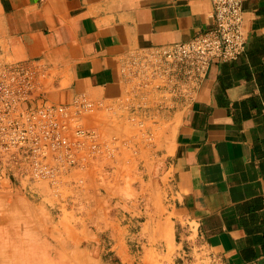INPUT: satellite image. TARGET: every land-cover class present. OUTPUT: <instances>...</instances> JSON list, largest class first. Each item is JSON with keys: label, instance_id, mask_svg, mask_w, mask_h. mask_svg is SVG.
Here are the masks:
<instances>
[{"label": "crops", "instance_id": "0c3cea01", "mask_svg": "<svg viewBox=\"0 0 264 264\" xmlns=\"http://www.w3.org/2000/svg\"><path fill=\"white\" fill-rule=\"evenodd\" d=\"M243 16L244 50L210 64L190 108L147 110L160 115L150 147L158 140L157 156L169 164L172 218L182 237L194 235L189 243H201L219 264H264V0H244ZM211 26L210 0H0V58L38 60L51 102L84 92L117 104L120 64L133 51L188 40ZM107 114L119 132L133 129L124 110ZM110 178L116 184V167ZM99 205L86 219L95 223L86 225V235L107 229L116 255V214L98 220ZM46 209L39 200L28 215H0V259L3 244L34 242L42 233L37 226L52 223ZM8 251V258L18 256Z\"/></svg>", "mask_w": 264, "mask_h": 264}, {"label": "built area", "instance_id": "2783aa9c", "mask_svg": "<svg viewBox=\"0 0 264 264\" xmlns=\"http://www.w3.org/2000/svg\"><path fill=\"white\" fill-rule=\"evenodd\" d=\"M243 2L210 0V28L188 40L133 51L120 64L123 95L117 104L84 92L51 102L44 96L46 68L38 60L0 58V189L17 180L43 181L53 195H65L84 183V172L95 160H113L120 145H132L128 136H105L86 124L98 110H124L142 144L154 145L160 115L147 110H187L210 64L236 59L244 50ZM66 200L82 205L69 196Z\"/></svg>", "mask_w": 264, "mask_h": 264}, {"label": "rangeland", "instance_id": "374dc122", "mask_svg": "<svg viewBox=\"0 0 264 264\" xmlns=\"http://www.w3.org/2000/svg\"><path fill=\"white\" fill-rule=\"evenodd\" d=\"M115 120L98 110L87 116L86 124L96 126L105 136H130L137 144L120 146L115 163V159L95 160L84 172V183L70 187L66 196L53 195L43 181L17 180L0 189V215H28L31 203L42 200L52 217V223L37 226L42 233L34 236V242L3 244L6 253L0 264H214L207 248L201 243L190 244L188 240L194 235L182 237L179 224L172 218L173 184L168 162L157 156L160 142L157 140L154 147L146 146L135 127L126 126L124 132H119ZM115 167L116 184L110 178ZM114 185L116 194L111 193ZM68 196L81 200L82 205L73 207L66 200ZM98 204V209L104 210L103 215L95 216L98 220L116 214V255L110 250L113 238L107 229L99 228L96 235H86V225H95L86 219L97 215L94 213ZM187 230V235L193 231L191 227ZM15 232L14 229L9 234ZM8 250L16 251L18 256L8 258ZM33 251L39 255L32 257Z\"/></svg>", "mask_w": 264, "mask_h": 264}]
</instances>
